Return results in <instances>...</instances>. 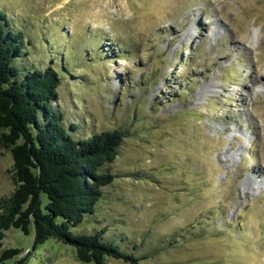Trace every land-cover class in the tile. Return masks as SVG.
<instances>
[{"label":"rangeland","instance_id":"obj_1","mask_svg":"<svg viewBox=\"0 0 264 264\" xmlns=\"http://www.w3.org/2000/svg\"><path fill=\"white\" fill-rule=\"evenodd\" d=\"M0 11L26 35L25 66L59 68L56 106L77 137L125 134L104 168L114 182L76 233L105 228L140 264H264V0H0ZM12 167L0 146V199L17 187ZM34 234L5 232L0 255L23 253L4 264H93L56 239L34 249Z\"/></svg>","mask_w":264,"mask_h":264},{"label":"trees","instance_id":"obj_2","mask_svg":"<svg viewBox=\"0 0 264 264\" xmlns=\"http://www.w3.org/2000/svg\"><path fill=\"white\" fill-rule=\"evenodd\" d=\"M25 37L10 29L0 11V146L12 154L17 183L11 195L0 199V248L10 229L25 235L34 230V249L56 239L73 247L85 263L148 260L121 251L105 228L75 232L97 215L103 188L114 182L104 168L119 157L125 134L116 130L77 137L78 126L66 124L56 106L62 84L59 68L54 61L43 68L25 66ZM22 253L3 250L0 264Z\"/></svg>","mask_w":264,"mask_h":264},{"label":"bare ground","instance_id":"obj_3","mask_svg":"<svg viewBox=\"0 0 264 264\" xmlns=\"http://www.w3.org/2000/svg\"><path fill=\"white\" fill-rule=\"evenodd\" d=\"M258 34H259V33H257V35H255V34H254V35H255V37L252 39V41H253L254 43H256V42H257V40L259 39V38H258Z\"/></svg>","mask_w":264,"mask_h":264}]
</instances>
